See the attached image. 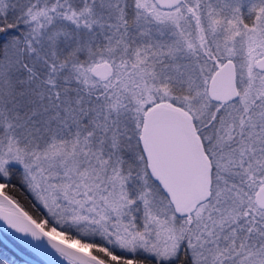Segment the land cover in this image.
I'll list each match as a JSON object with an SVG mask.
<instances>
[{
    "label": "snow or ice",
    "instance_id": "1",
    "mask_svg": "<svg viewBox=\"0 0 264 264\" xmlns=\"http://www.w3.org/2000/svg\"><path fill=\"white\" fill-rule=\"evenodd\" d=\"M0 264H264V0H0Z\"/></svg>",
    "mask_w": 264,
    "mask_h": 264
},
{
    "label": "water",
    "instance_id": "2",
    "mask_svg": "<svg viewBox=\"0 0 264 264\" xmlns=\"http://www.w3.org/2000/svg\"><path fill=\"white\" fill-rule=\"evenodd\" d=\"M25 259H27V257H25Z\"/></svg>",
    "mask_w": 264,
    "mask_h": 264
}]
</instances>
